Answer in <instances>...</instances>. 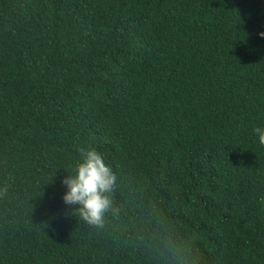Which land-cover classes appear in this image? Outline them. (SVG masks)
<instances>
[{"label":"trees","instance_id":"obj_1","mask_svg":"<svg viewBox=\"0 0 264 264\" xmlns=\"http://www.w3.org/2000/svg\"><path fill=\"white\" fill-rule=\"evenodd\" d=\"M264 0H0V264H264ZM116 176L66 205L82 151Z\"/></svg>","mask_w":264,"mask_h":264},{"label":"clouds","instance_id":"obj_2","mask_svg":"<svg viewBox=\"0 0 264 264\" xmlns=\"http://www.w3.org/2000/svg\"><path fill=\"white\" fill-rule=\"evenodd\" d=\"M258 36L264 38V31ZM257 140L264 145V127L254 129ZM66 186L62 199L66 205H76L75 211L85 222L100 225L111 201L106 193L111 192L116 176L104 157L94 149L82 151L74 173L62 179Z\"/></svg>","mask_w":264,"mask_h":264}]
</instances>
